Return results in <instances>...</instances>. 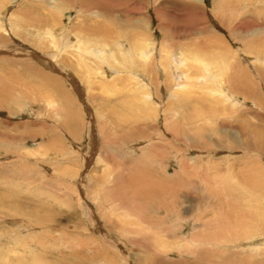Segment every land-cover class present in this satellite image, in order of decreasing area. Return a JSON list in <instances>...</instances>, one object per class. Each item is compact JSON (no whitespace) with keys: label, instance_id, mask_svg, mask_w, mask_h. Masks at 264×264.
<instances>
[{"label":"rangeland","instance_id":"374dc122","mask_svg":"<svg viewBox=\"0 0 264 264\" xmlns=\"http://www.w3.org/2000/svg\"><path fill=\"white\" fill-rule=\"evenodd\" d=\"M261 3L0 0V264H264ZM149 41L235 56L237 110L122 58ZM91 48L110 76L145 68L151 107Z\"/></svg>","mask_w":264,"mask_h":264},{"label":"bare ground","instance_id":"6f19581e","mask_svg":"<svg viewBox=\"0 0 264 264\" xmlns=\"http://www.w3.org/2000/svg\"><path fill=\"white\" fill-rule=\"evenodd\" d=\"M262 3L264 4V0H260ZM255 2V1H254ZM257 7V6H256ZM2 13V12H1ZM4 29V28H2ZM4 31H6V29H4ZM7 32V31H6ZM61 33V32H60ZM102 33V32H101ZM64 34V33H62ZM103 35V34H102ZM75 37V36H74ZM134 37H136V35H134ZM63 39V38H62ZM68 39V38H67ZM71 39V38H70ZM136 39V38H135ZM73 40V39H72ZM79 42V40H77ZM124 41V40H123ZM54 42V41H53ZM58 42V41H57ZM127 42V41H126ZM65 43V41H64ZM62 44V47L59 48L60 51H64L66 50L67 46L69 44ZM71 44V43H70ZM74 44V42H73ZM120 44V43H119ZM75 45V44H74ZM199 46L201 44H198ZM207 45L209 46V50L210 51H214V53L218 54L221 52L222 49H220L217 46V43L215 41H212V39L210 41L207 42ZM28 46V45H27ZM73 46V45H72ZM71 46V47H72ZM120 46V45H119ZM195 45H193L192 47L189 46L186 47H180L178 50H176L173 47V44L171 46H164V47H160L159 48V54H157V50H156V45L152 43V41H149L148 43L143 42L142 46L139 47L138 44H134L132 45V51L128 50L126 52H124L125 56H121L123 59H132L133 61L137 60L136 62L141 63L143 66H145V68L147 67L148 71L150 72L151 68H154V66L158 69L157 72L158 74L164 73L167 77H169L172 81V88L176 90L175 94H182V96L185 98L187 97H192V95L195 96V98H198V95L201 94V97L198 98L199 101L201 102H209V100H212V106L215 107L217 105H220L224 108H227L229 110H232V112L237 110L236 105H238V92H237V84L231 87V90H229L228 88H226V86L222 85V82H220L222 79H220V77L222 76V70L224 69V71L226 72V64L230 65L228 62H225L227 60H225V58L227 59H233L235 56L233 55H228L226 54H222L220 56H218L221 60V62H223L224 66L221 67H216L214 64L210 63V62H206L204 60L199 61L197 54L199 53V48H200L203 52V50L206 48L204 47L205 45H201L200 47L198 46V48L196 49V47H194ZM75 47V46H74ZM258 47V46H257ZM262 47V46H261ZM82 48V47H79ZM78 48V49H79ZM123 49L126 48L125 44L124 47H122ZM222 48V47H221ZM77 49V48H76ZM229 49V48H228ZM125 50V49H124ZM50 51V50H49ZM103 50L98 49H89V50H85L87 55H91L94 58H96V62H98L100 65H103V67L105 65H109V61H106L107 59L104 58V51ZM109 51V50H108ZM51 52V51H50ZM57 52V51H56ZM78 52V51H76ZM120 52V51H119ZM201 52V51H200ZM232 52V51H231ZM47 53V52H46ZM55 53V52H54ZM80 53V52H79ZM208 53V52H207ZM254 52H252L253 54ZM50 54V53H49ZM52 54V53H51ZM109 54V53H108ZM116 54V52L114 53V55ZM201 54V53H200ZM251 54V53H250ZM120 55V54H119ZM123 55V54H122ZM81 56V55H80ZM85 56V55H84ZM81 57V59H83L82 61H87V59L85 57ZM107 56V55H106ZM116 56V55H115ZM255 56V55H254ZM264 56V53H263ZM109 57V56H107ZM119 57V56H118ZM197 57V58H196ZM246 57V56H245ZM237 58V57H236ZM264 57H261L259 59L263 60ZM117 59V58H116ZM223 59V60H222ZM258 59V61H260ZM115 60V59H114ZM201 60V59H200ZM207 60V59H205ZM113 61V59H112ZM115 63H117L119 65V67H122V61L121 60H115ZM218 62V61H217ZM194 63H199V65H197L196 71H191V65ZM257 64V63H255ZM261 64V63H260ZM234 65V64H232ZM252 66V68L256 67V65H254L253 63L250 64ZM235 66V65H234ZM250 66V67H251ZM259 70L261 69L259 67V65H257ZM263 66V65H262ZM261 66V67H262ZM99 67V66H98ZM102 67V66H101ZM100 67L99 70H101V74H105V79H109V80H115L118 79L119 77H122L121 74L124 73H128L127 76V82L128 85L129 84H134L135 87V91H137L139 93V97L148 104L149 107H151L149 105L151 98L150 96V89H149V85L144 86V88L147 87L146 90H142V88H140L142 86V84H140V80L143 79V77L145 76L143 74V72L146 70L144 68V71L142 73H137L134 74L131 71H124V70H117V72H114L115 75L110 76L109 74H107V72L105 71V68L102 71V68ZM115 68V67H114ZM135 68V67H134ZM194 68V67H193ZM220 68V70L218 69ZM119 69V68H118ZM124 69V68H123ZM238 67L236 66V68L234 67L233 71H238L237 70ZM79 70V69H78ZM111 70V69H110ZM114 70V69H113ZM114 70V71H115ZM247 70V69H246ZM228 71V69H227ZM79 72V71H78ZM231 72V71H230ZM261 70L258 72L260 73ZM263 72V71H262ZM98 73V72H96ZM156 73V71H155ZM217 73V74H216ZM233 75V72H231ZM243 73V72H242ZM257 73V72H255ZM244 74V73H243ZM263 77H264V73ZM162 75V74H161ZM224 75V74H223ZM242 77L243 75H239V77ZM256 76V75H255ZM236 78V76H235ZM258 79V78H257ZM260 79V78H259ZM251 80V79H250ZM118 81V80H116ZM225 82V80H224ZM249 82V81H248ZM264 82V81H263ZM110 84V83H109ZM114 85V84H113ZM144 85V83H143ZM115 86V85H114ZM133 89V88H132ZM171 91V90H170ZM197 92V93H195ZM240 92V91H239ZM261 93V92H260ZM138 95V94H137ZM248 95V94H247ZM204 96V97H203ZM176 98V96H175ZM246 98V97H245ZM189 99V98H188ZM53 101V100H52ZM173 101V100H172ZM143 102V103H144ZM180 102V101H179ZM51 102H49L48 104H50ZM220 103V104H219ZM256 103V102H255ZM254 103V104H255ZM174 104V103H173ZM258 104V103H256ZM175 105V104H174ZM259 105V104H258ZM257 105V106H258ZM211 107V106H210ZM157 108V107H156ZM215 109V108H214ZM222 109V108H221ZM234 110V111H233ZM198 111V110H197ZM231 112V111H230ZM231 112V113H232ZM251 112L254 117L256 115V113H254V111H249ZM150 113V112H149ZM225 113V112H224ZM236 113V112H235ZM199 114V113H198ZM200 115V114H199ZM229 128V127H228ZM238 128V127H237ZM242 130L241 131L237 130V135H233V137L236 139V137L238 136H246V135H255L254 132H250L248 131V129H246V127L241 126L240 127ZM231 130V129H230ZM245 140V139H244ZM260 148V147H259ZM155 155V154H154ZM215 192V191H214ZM262 205L264 206V202H262ZM161 235V234H160ZM185 241V240H184Z\"/></svg>","mask_w":264,"mask_h":264}]
</instances>
